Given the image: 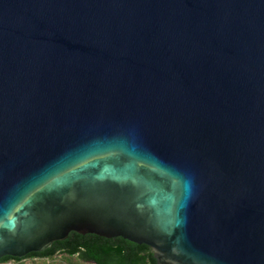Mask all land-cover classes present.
<instances>
[{
    "label": "water",
    "instance_id": "water-1",
    "mask_svg": "<svg viewBox=\"0 0 264 264\" xmlns=\"http://www.w3.org/2000/svg\"><path fill=\"white\" fill-rule=\"evenodd\" d=\"M72 231L264 264V0H0V259Z\"/></svg>",
    "mask_w": 264,
    "mask_h": 264
},
{
    "label": "trees",
    "instance_id": "trees-1",
    "mask_svg": "<svg viewBox=\"0 0 264 264\" xmlns=\"http://www.w3.org/2000/svg\"><path fill=\"white\" fill-rule=\"evenodd\" d=\"M28 259L34 264H156L153 252L146 244L75 231L41 252H31L22 258L4 256L0 264L10 261L26 264Z\"/></svg>",
    "mask_w": 264,
    "mask_h": 264
},
{
    "label": "rangeland",
    "instance_id": "rangeland-1",
    "mask_svg": "<svg viewBox=\"0 0 264 264\" xmlns=\"http://www.w3.org/2000/svg\"><path fill=\"white\" fill-rule=\"evenodd\" d=\"M25 263L26 264H34L33 260H31V259L26 260ZM2 264H15V262L14 261H10V262H7V263H2Z\"/></svg>",
    "mask_w": 264,
    "mask_h": 264
},
{
    "label": "flooded vegetation",
    "instance_id": "flooded-vegetation-1",
    "mask_svg": "<svg viewBox=\"0 0 264 264\" xmlns=\"http://www.w3.org/2000/svg\"><path fill=\"white\" fill-rule=\"evenodd\" d=\"M141 245V244H140Z\"/></svg>",
    "mask_w": 264,
    "mask_h": 264
}]
</instances>
